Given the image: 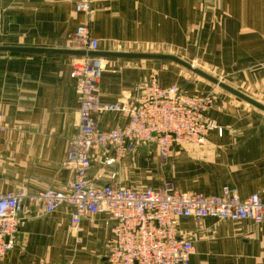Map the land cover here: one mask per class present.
Listing matches in <instances>:
<instances>
[{"label":"crops","instance_id":"obj_1","mask_svg":"<svg viewBox=\"0 0 264 264\" xmlns=\"http://www.w3.org/2000/svg\"><path fill=\"white\" fill-rule=\"evenodd\" d=\"M79 2L0 0V47L54 51L0 52V116L7 124L0 133V194L23 189L31 195L69 179L62 162L77 133L78 106L69 78L76 50L68 35L85 22L99 53L185 54L189 64L234 77L240 93L264 105V0H94L90 16L76 12ZM103 59L107 68L97 92L102 105L125 101L139 106L138 89L154 69L160 87L177 86L175 74L162 76L168 73L159 70L161 63L171 69L172 61ZM212 104L207 116L221 127L220 136L210 133L199 148L174 144L164 161L155 145H141L117 164L124 173L125 168L136 171L144 165L146 147H153L158 157L153 163L169 162L178 191L218 195L230 188L240 198L257 194L264 199V113L226 95ZM94 119L104 131L127 123L110 112ZM116 160L111 151L94 159L91 182H112ZM115 181L120 183L118 176ZM160 181L148 187L159 188L167 180ZM69 213L62 207L44 215L26 200L13 247L0 264H105L112 238L106 215L82 220L72 231ZM179 231L194 246L189 264H264V222L181 219Z\"/></svg>","mask_w":264,"mask_h":264},{"label":"built area","instance_id":"obj_2","mask_svg":"<svg viewBox=\"0 0 264 264\" xmlns=\"http://www.w3.org/2000/svg\"><path fill=\"white\" fill-rule=\"evenodd\" d=\"M93 1L80 0L76 12L90 16ZM68 41L76 51H98V41L91 37L88 22L70 33ZM104 64L103 58L90 55H75L72 59L69 78L74 83L78 129L68 142L62 162L69 179L58 188L31 195L23 189L0 194V257L13 247L26 200L39 205L44 215L62 207L70 209L72 231L78 230L82 220L105 214L104 225L110 226L112 233L105 264H189L194 246L179 231L181 219L262 224L264 199L257 194L240 198L230 188L218 195L181 192L170 182L159 188L131 189L113 182V176L111 183L91 182L88 174L92 162L102 152L111 151L119 159L124 152L153 144L164 161L174 144L200 147L210 133L222 134L221 127L207 117L209 97L188 96L174 85L160 87L154 78L138 89L139 106L125 101L102 105L97 92ZM109 112L127 119L126 125L100 129L94 115ZM6 126L0 116V133Z\"/></svg>","mask_w":264,"mask_h":264},{"label":"rangeland","instance_id":"obj_3","mask_svg":"<svg viewBox=\"0 0 264 264\" xmlns=\"http://www.w3.org/2000/svg\"><path fill=\"white\" fill-rule=\"evenodd\" d=\"M147 54H155V55H157V54H164V53H157V52H154V51L150 50V53H147ZM164 55H166V54H164ZM168 55L175 56V57H177V58H179V59H181V60L186 62L185 54H176V53H174V54H168ZM195 56L196 55H194V57ZM191 64H193L192 66L195 67L196 69H199L200 71L206 73L207 75L213 77L214 79H216L218 81L221 80L228 87H230V88H232V89H234L236 91H239V90H237L234 87L235 86V84L233 83L234 77H232V76L225 77L223 75H220V74H218L217 70L201 69L200 66L199 65L197 66V64H194L193 61H191ZM198 64H200V61H199ZM160 65L162 67V69H159L161 71V73L162 72L168 73V74H163L162 76H164V75L170 76V75H173V74L176 75L175 82H177V87L184 94H186L188 96H192V97H196V96L209 97L211 99V104L209 106L208 111L212 107V105H213L212 103H213L214 99H218L219 95H226L227 97H229V99H231V101H236L237 103H239L243 107H248L250 109H253V108L249 107L247 104H245V102L243 103L242 101L234 98L233 96H231V94H229L226 91L218 88L217 86H214L213 84L209 83L208 81H206V80H204V79H202L200 77L191 75V73L189 71L181 68L179 65H176V64L172 63V64H170L171 69L168 68L169 70L164 68L166 66H169V64L161 63ZM106 68H107L106 64H104V67H103V70L101 72V75L106 70ZM159 70H158V72H159ZM147 72H148V74H151V75L154 74V76L150 77L151 75H148L149 77H147L148 79H146V80L149 82L151 79L154 78L156 83L159 85L158 78H156V74H155L157 72V70L154 69L153 71L151 70V71H147ZM230 74H233V73H230ZM228 81L232 82V84L230 83V85H229L227 83ZM200 84H201V86H200L201 89H199V87L198 88L196 87L197 85H200ZM237 86H242V85H237ZM247 94H249V93H247ZM243 95L247 96L246 94H243ZM247 97L249 98V96H247ZM219 103L220 102L217 100V104H219ZM208 119H210V118L208 117ZM210 121H212L213 123H215L219 127V125L215 121H213L212 119H210ZM183 145H188V144L183 143V144L178 145V146L181 147ZM188 146H193V145H188ZM193 147L199 148L197 146H193ZM146 148L147 149L144 150L145 154H142L145 157L143 159L144 160V165H141L140 167L136 166V167H138V170H136V171L133 170V169L129 170V169L125 168L126 172L128 174L127 178H129V180H127V178L124 177L126 172L124 173V171H123V165L122 164L121 165L117 164V163L121 162V160L129 152H124V154L119 158L120 160L119 161L116 160L117 162H114L116 164L113 165L114 166L113 168H115V169L112 172L111 177L113 176V178L115 179L118 176L120 183L115 181L116 184L121 185V186H126V187L131 188V189H140V188H144V187H148V186H158L162 182V181H160L161 178L164 179V180H167L165 183L170 182L173 185L175 184V180L176 179H175V176H173V170H171L169 162H167L165 164V162H161L160 161L161 163H164V164L155 165L153 163V161H154V159H157L158 157L154 153V150H153L154 148L153 147H146ZM169 157H168V159H169ZM114 159H115V156H114ZM104 162H105V160H104ZM97 165H101V164H97ZM122 172H123V175H118V174H122ZM113 182H114V180H113ZM109 183H111V181ZM174 186H176V184Z\"/></svg>","mask_w":264,"mask_h":264},{"label":"water","instance_id":"obj_4","mask_svg":"<svg viewBox=\"0 0 264 264\" xmlns=\"http://www.w3.org/2000/svg\"><path fill=\"white\" fill-rule=\"evenodd\" d=\"M0 52H41V53H48V52H54L50 50H37V49H26V48H4L0 47ZM77 56H83V55H90V56H96V57H115V58H138V59H152V60H167L172 61L176 63L177 65L181 66L182 68L189 71L194 76L200 77L209 83L213 84L214 86H217L218 88L226 91L227 93L231 94L232 96L236 97L237 99L245 102L249 106L261 111L264 113V105L258 103L257 101H254L247 96L243 95L242 93L228 87L227 85L223 84L222 82L214 79L213 77L207 75L206 73L200 71L199 69H196L189 63L171 55H164V54H127V53H84L82 51H76L73 53Z\"/></svg>","mask_w":264,"mask_h":264}]
</instances>
